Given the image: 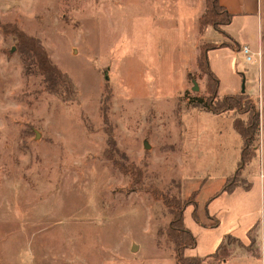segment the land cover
Listing matches in <instances>:
<instances>
[{"label": "rangeland", "instance_id": "rangeland-1", "mask_svg": "<svg viewBox=\"0 0 264 264\" xmlns=\"http://www.w3.org/2000/svg\"><path fill=\"white\" fill-rule=\"evenodd\" d=\"M201 7L205 0H0V264H176L159 233L171 213L150 185L183 199L198 191L184 212L197 238L187 256L251 264L226 262L237 246L227 238L245 242L254 224L247 242L258 237L254 252L264 255V48L261 68L240 50L209 52L218 97L248 92L260 111L254 160L234 193H219L238 167L233 120L245 115L200 104L210 96L202 45L223 36L210 26L203 37ZM261 8L264 38V0ZM13 26L40 40L76 101L46 90Z\"/></svg>", "mask_w": 264, "mask_h": 264}, {"label": "trees", "instance_id": "trees-1", "mask_svg": "<svg viewBox=\"0 0 264 264\" xmlns=\"http://www.w3.org/2000/svg\"><path fill=\"white\" fill-rule=\"evenodd\" d=\"M232 19L233 14L221 4L220 0H206V10L200 18V26L201 28L213 26L219 33L227 36L228 34L223 26L230 24ZM12 31L25 64L30 63L37 67L38 71L44 77L46 90L50 93L61 95L65 101H76L77 92L73 81L66 73H63L52 63L46 50L41 45L40 40L26 34L22 29L16 28V26H13ZM228 45L230 44L227 42L220 44L204 43L198 57V64L208 75V89L210 91V96L207 100H201L200 104L217 114L228 111H238L245 115L244 118L236 117L233 120L234 129L242 137L240 161L234 172L233 178L231 179V176L228 177L221 189V192L231 193L235 190L237 185H239V181L235 178H237L242 170L252 162L256 155L254 140L260 127V111L254 99L246 92L226 94L222 97H218L220 80L210 66L208 52L210 49ZM130 172L135 175L137 174V169L132 167ZM140 182V180H136L137 184H140ZM150 188L153 194L159 195L162 198V201L170 210L171 220L164 230H159V233L165 234L168 239L173 242L176 264H203L202 257L186 255V249L197 246V238L193 232L186 227L184 212L189 205H197L198 191H193L189 199H183L179 195L164 191L157 186L150 185ZM194 217L198 222H201L196 210L194 212ZM215 225H218V223L216 222ZM227 240H230V243L242 245V242L233 236H229ZM248 248L252 250L251 246H248ZM227 251L228 248L223 241L220 248L213 256L217 259L221 257L225 258L222 254Z\"/></svg>", "mask_w": 264, "mask_h": 264}, {"label": "crops", "instance_id": "crops-1", "mask_svg": "<svg viewBox=\"0 0 264 264\" xmlns=\"http://www.w3.org/2000/svg\"><path fill=\"white\" fill-rule=\"evenodd\" d=\"M220 2L224 7L227 8V10L230 13L233 14V19H232L230 24L225 26V31L227 32L228 35L227 36L223 35L222 40L220 39V40L216 41V43L227 42L230 45L215 48V49H210L209 52H212L213 50H216V49H224V50H234L237 53V52H239L241 45L249 44L255 52H260V55H257L256 56L257 58H255V60L258 59L257 62L259 63V67L261 68L263 66L261 52L263 51V48H264L263 32H260V24H261V19H262L261 0H220ZM205 3H206V0H205ZM205 9H206V7H204V8L201 7V9H199V11L196 13L197 18L200 19L202 14L205 12ZM234 23H236V25H234ZM241 28H247V31L249 29H251L253 32V37L249 38L248 37L249 33L247 31H245L244 32L245 35L242 34V36L245 38V40L242 41L240 34H239V30ZM210 30H211L210 26H208L203 32V37H206V34ZM194 33H196V37H197V34L198 35L200 34L199 30H197L196 32L194 31L193 35H194ZM255 36H256V38H255ZM210 41H212V40H210ZM204 43H207V41ZM209 52H208V54H209ZM209 63H210V60H209ZM210 66H211V64H210ZM217 76L219 77V75H217ZM219 80L221 83L220 78H219ZM260 85H261V82H260ZM261 88H262V86H261ZM246 93L250 94L251 97L255 98V96L252 95L251 93H248V92H246ZM233 94H237V93H233ZM238 186L239 185H237L235 190L238 188ZM250 188H252V187H250ZM260 189H261L262 205L264 207V184L260 185ZM235 190L229 194L234 193ZM219 193H222V192H219ZM197 201H199V200H197ZM263 211H264V208H263ZM184 220H185V218H184ZM198 224L200 226H203L200 222H198ZM254 225L249 228L248 233H247L248 239L245 242L238 238L242 242V245L237 244V246H236L235 244H232L230 246V254H229L230 260L226 261V262H232L234 260V256H237V257H242L244 259H249L251 264L254 263L253 261H258V259H261L260 264H264V261H263L264 255L262 254V252H259V250L257 251V253L254 252V250H256L258 248V244H259L258 237H257V240H255L254 245L251 247L252 250L250 248H248L249 243L247 241L249 240V235L251 237L256 238V235L254 234L255 232L253 234H250ZM233 237H235V236H233ZM235 238H237V237H235ZM200 257H202V256H200Z\"/></svg>", "mask_w": 264, "mask_h": 264}, {"label": "built area", "instance_id": "built-area-1", "mask_svg": "<svg viewBox=\"0 0 264 264\" xmlns=\"http://www.w3.org/2000/svg\"><path fill=\"white\" fill-rule=\"evenodd\" d=\"M240 51L244 54L246 62H253L255 57L260 55V52H255L249 44L241 45Z\"/></svg>", "mask_w": 264, "mask_h": 264}, {"label": "water", "instance_id": "water-1", "mask_svg": "<svg viewBox=\"0 0 264 264\" xmlns=\"http://www.w3.org/2000/svg\"><path fill=\"white\" fill-rule=\"evenodd\" d=\"M194 84H195L194 89H198V85L195 80H194ZM145 148H150V145L147 142L145 143Z\"/></svg>", "mask_w": 264, "mask_h": 264}]
</instances>
